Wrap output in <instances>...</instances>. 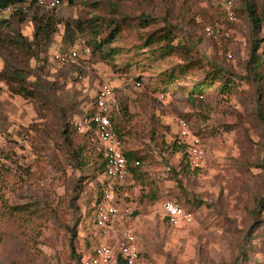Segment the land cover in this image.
<instances>
[{
	"label": "rangeland",
	"instance_id": "obj_1",
	"mask_svg": "<svg viewBox=\"0 0 264 264\" xmlns=\"http://www.w3.org/2000/svg\"><path fill=\"white\" fill-rule=\"evenodd\" d=\"M243 1L64 0L53 11L17 6L0 19V264H80L95 245L117 241L125 228L136 236V264H257L264 256V80L241 77L264 75V28L255 64ZM229 8L234 21L226 18ZM45 17L51 28L42 35L37 22ZM91 17L106 26L113 18L120 23L121 33L104 49L116 55L102 59L87 45L95 32L87 28ZM145 19L149 25L141 27ZM66 21L80 22L82 30H66ZM198 22H215L217 34L205 36ZM163 29L173 32V46L191 41L200 66L161 95V74L185 64L180 49L153 61L151 52L164 42L142 48ZM75 46L80 57L74 66L53 60ZM213 66L228 74L231 92L221 93L215 80L202 97L189 96ZM103 84L114 90V123L124 150L141 158L136 177L117 185L114 200L133 213L111 224L106 236L93 224L102 186L111 185L100 147L71 128L95 109ZM178 120L204 146L205 164L197 171L173 146ZM65 127L73 131L67 142ZM165 199L191 212L192 223L170 227L161 210Z\"/></svg>",
	"mask_w": 264,
	"mask_h": 264
},
{
	"label": "built area",
	"instance_id": "obj_2",
	"mask_svg": "<svg viewBox=\"0 0 264 264\" xmlns=\"http://www.w3.org/2000/svg\"><path fill=\"white\" fill-rule=\"evenodd\" d=\"M37 8L53 11L62 5L64 0H28ZM227 5H230L228 2ZM13 6L0 9V19L13 10ZM229 20L234 21L235 17L231 12L228 14ZM209 34L210 31L207 29ZM88 52L87 49H84ZM80 57L79 49L75 46L65 52L54 53L53 60L61 66H74ZM230 57V56H228ZM136 86H139L136 83ZM162 97V96H161ZM95 112L85 114L75 121V130L84 133L92 130L99 142L105 161V177L112 183L119 185L123 181L132 182V177L128 169L127 160L122 152V144L114 131L111 115L116 106L114 90L108 84L99 87L95 99ZM178 136L186 144V154L188 165L191 169L197 170L204 166L206 154L200 139L190 134L184 120L177 122ZM183 139V140H182ZM139 162L134 161L133 166H138ZM169 168H165L168 172ZM113 190L108 188L104 192L103 201L94 206L93 224L101 230L102 236H106L108 227L120 218L130 217L133 213L129 206L119 208L114 203ZM163 217L172 228H181L189 225L193 221L191 212L184 210L180 204L173 199H165L161 204ZM139 259V251L136 245V236L132 229L125 228L120 232L119 239L113 242L98 243L89 254L83 257L80 264H136ZM257 264H264V256Z\"/></svg>",
	"mask_w": 264,
	"mask_h": 264
},
{
	"label": "trees",
	"instance_id": "obj_3",
	"mask_svg": "<svg viewBox=\"0 0 264 264\" xmlns=\"http://www.w3.org/2000/svg\"><path fill=\"white\" fill-rule=\"evenodd\" d=\"M131 1H133V0H131ZM68 2L70 3V2H72V0H68ZM243 4H244L243 5V12L250 19V23L252 26V33H253V38H252V43H251V56L250 57H251L252 61L255 62V64H256L259 61V56H257L256 53L259 50V45L261 42V39L257 38V35H258V32H260V30L262 29V27L264 28V0H260V2H254L253 0H244ZM7 6H13L14 8L18 6L20 9L23 8L24 10H27V9L32 10L36 7L31 2H28V0H0V9L5 8ZM227 11L228 12H225L226 18L229 19L227 16V13L231 12L233 14V16L235 17V20H236L237 16H236L235 10H232V8H229ZM49 19H50L49 17H45V18H41V20L39 22H37V24H38L37 31H39L40 34L43 35L44 33L48 32V30L51 28ZM1 21H3V20H1ZM87 22L89 23V25H87V28L90 30H95V32H93L92 38H89V40L87 41V45L90 46V48L93 50V52L101 53V55H103L102 59H108V54H110L111 56L116 55L118 52L115 49H113V48L109 49L108 53H106V54H104V49L108 45H110L117 38V36L121 33L120 23L118 22V20H116V18H113V19H111L110 23L109 22L107 23L109 30H108V34L105 36V38H99L100 33H101L100 31L104 28H107L106 23H104V21L101 18L91 17L90 19H88ZM123 22H125V20H123L122 23ZM40 23H43V24H41V26H40ZM79 23L80 22H78L76 26H72L71 22L66 21L64 23V26H65L66 30H68L70 27L72 29H75V27H76L77 29L82 30V27L80 26ZM198 23H200L198 25H200V28L202 29V32L205 36L211 37V36H213L214 32H215V35L217 34V30H216L217 25L215 24V22H213L212 24H207V23H203V22H198ZM57 24H58V22H54V23H52V26L55 27ZM148 25H149L148 19L142 20L140 23L141 27H146ZM207 29L210 31L209 34L206 32ZM159 32H160V30H159ZM161 32H163V33L160 35H157L156 32L150 34L147 38H145L146 40H144V42L142 44V48H150L152 45L161 44L162 42H164L163 45L159 49H156V50L151 52V54L153 56V61L155 59H156L155 61L163 60L164 58L171 56L174 53V51L176 52L179 49L183 52V57L185 59V64L174 66L168 70H165V72L163 74H161V77H160L161 88H159L158 91H160L161 95H163V93H166L168 90L172 89V88H170V85L173 86L175 81L183 79L190 72V70L193 69L195 66L199 67L200 66V60L194 59L191 56L192 53H194L193 52L194 50L192 48L193 44L191 43V41H189V42L187 41V43L190 45L189 47L185 44L180 45V46H178V45L173 46V44H171L173 41V38L171 37V33H173V32L170 31L169 29H163ZM262 42L264 43V39L262 40ZM262 53H264V46L262 47ZM228 56H230V57H228ZM225 57H226V59L227 58L232 59V55L230 53H226ZM66 67H72V66H66ZM213 68H214L213 70L206 72L207 76L203 80H201L199 82H194V85L191 87L190 91L188 90L189 96H191V97H193V96L202 97V95L205 93V91L213 85V82L215 80H218L220 82L219 83V89H220L221 93L224 94V93H230L231 92V90H232L231 88L233 87V84L227 78L228 74H226L218 66L217 67L213 66ZM241 79H243L244 81H245V79L246 80L249 79L250 81L252 80L254 82H259V81L264 80V75H261L260 72L250 73L249 75L247 74V75L241 77ZM140 81H141V78H137L136 83L138 85H140ZM93 112H95V109L90 113H93ZM117 113H118V111H116V112L113 111V113L111 115V122H112L115 133L117 134L119 140L121 141L122 152H123L124 157L127 160L128 169H129V172L131 174V177L134 178V177H136V170H137L136 167L137 166H133V162L134 161L139 162L141 160V158L138 157V155L136 154L135 151H125L124 150L122 135L120 134L117 126L114 123V119H115V116ZM71 128L74 132H76L74 124L71 126ZM72 130L71 129L67 130V127H65L64 133H66V134H64V133L61 134L66 142H67V139H69V137L71 136V134H73ZM80 134H82L84 138L91 135L96 140V142L98 143V145L100 147L99 149H100V158H101V168H102L103 176L105 177V174H104L105 161H104V157H103V151H102V148H101L99 142L97 141L95 133L92 130H89L87 132L80 133ZM177 139L178 140H176V143H174L173 146L176 150L182 149L185 151L186 166L188 168H190L188 165V160H187L186 144L184 142H182L181 140H179V136ZM72 154L74 156H78L79 152L77 150H74V151H72ZM139 164H140V162H139ZM191 170H193V169H191ZM197 170H199V169H197ZM197 170H195V171H197ZM169 171H170V168H169ZM106 179H107V181L110 182L111 185L110 186L109 185L108 186H102L101 198H100V200H97V202H95L94 206L100 204L103 201L104 192L108 188H111L113 190L115 199L117 197L116 191H117V189H119V187L116 184L112 183L108 178H106Z\"/></svg>",
	"mask_w": 264,
	"mask_h": 264
},
{
	"label": "crops",
	"instance_id": "obj_4",
	"mask_svg": "<svg viewBox=\"0 0 264 264\" xmlns=\"http://www.w3.org/2000/svg\"><path fill=\"white\" fill-rule=\"evenodd\" d=\"M114 240H111V241H109V242H113Z\"/></svg>",
	"mask_w": 264,
	"mask_h": 264
}]
</instances>
